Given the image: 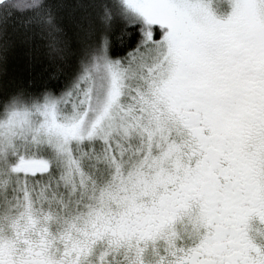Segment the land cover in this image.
Listing matches in <instances>:
<instances>
[{
  "label": "snow or ice",
  "instance_id": "snow-or-ice-1",
  "mask_svg": "<svg viewBox=\"0 0 264 264\" xmlns=\"http://www.w3.org/2000/svg\"><path fill=\"white\" fill-rule=\"evenodd\" d=\"M0 264H264V0H0Z\"/></svg>",
  "mask_w": 264,
  "mask_h": 264
}]
</instances>
